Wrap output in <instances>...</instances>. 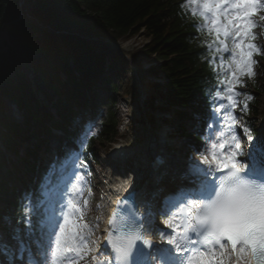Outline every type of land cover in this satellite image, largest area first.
<instances>
[{
  "label": "trees",
  "instance_id": "obj_1",
  "mask_svg": "<svg viewBox=\"0 0 264 264\" xmlns=\"http://www.w3.org/2000/svg\"><path fill=\"white\" fill-rule=\"evenodd\" d=\"M183 2L0 0V227L7 238L6 250L13 246V234L27 233L26 218H32L37 236L40 233L42 196L38 186L30 185L39 168L62 163L57 159L49 165L41 163L42 150L46 147L45 154L51 153L44 144L52 130L62 131L75 145L82 121L96 117L103 100L115 104L119 90L109 78L110 74L117 77L122 51L114 43L141 33L148 42L134 49L131 59L135 65L143 60L158 62L151 71L168 79L162 109L179 107L177 116L183 122L207 117L220 77L212 62L215 54L203 43L201 32L205 30L197 31V20L180 7ZM257 82H244L245 93L252 99L246 101L247 112L242 115L243 125L254 138L260 134L258 119L264 114L257 102ZM127 89L125 85L122 91ZM35 93H40L44 104L37 102ZM101 93L106 94L105 99L98 97ZM6 102L17 107L21 122L5 114ZM144 105L151 106L149 101ZM180 132L184 134L185 129ZM117 136V122L109 113L98 140L112 142ZM94 145L91 140L85 150L86 162L94 160ZM26 196L37 199L31 211L26 208ZM9 223L15 231L9 230ZM2 257L7 261L6 255Z\"/></svg>",
  "mask_w": 264,
  "mask_h": 264
},
{
  "label": "clouds",
  "instance_id": "obj_2",
  "mask_svg": "<svg viewBox=\"0 0 264 264\" xmlns=\"http://www.w3.org/2000/svg\"><path fill=\"white\" fill-rule=\"evenodd\" d=\"M180 7L183 11L190 12V18L197 20L198 32H201V27L204 28L205 31L201 32L203 43L213 49L214 53L221 54L220 67L224 79L220 83L227 81L224 91L229 94L227 100L232 111H228L223 117L224 123L214 136L206 141L205 146L199 152L193 153L194 159L205 167L207 173V186L203 191L206 194L188 199L186 204L181 203L180 207L187 210L189 227L199 228V243H196V239L191 243L181 241L179 247L172 248L173 257L176 264H219V257L214 262L209 254L214 249L219 250L220 241L228 238L229 243L238 240L249 250L242 264H264V176L250 174L248 162L238 160V157L246 153L235 131V126L243 125L241 119L234 115L237 104H242L240 111L246 113V101L252 99L248 95L244 96V99L234 101L235 97L244 95L234 89L237 84L244 87L242 78L247 76V53L251 51L245 47L249 42L245 39L249 31L248 21L253 15L264 21V0H230L229 3L224 0H184ZM209 37L212 38L211 42ZM224 52L231 53L228 61L223 59ZM213 71L216 69L213 68ZM224 107L220 106L221 109ZM219 110L217 109L218 112ZM208 128L212 129L213 125L209 124ZM243 131L251 143L253 136L250 130L243 127ZM69 203L71 204V201ZM145 241L150 245L152 243L150 240ZM108 243L117 260L122 261L116 243L113 240ZM193 243L196 246L189 251ZM201 248L204 250L201 251ZM223 255L226 264H236L234 260H228L227 249ZM107 260V255L102 260L93 256L95 264H104ZM61 264H67V260H63ZM156 264L160 262L156 261Z\"/></svg>",
  "mask_w": 264,
  "mask_h": 264
},
{
  "label": "rangeland",
  "instance_id": "obj_3",
  "mask_svg": "<svg viewBox=\"0 0 264 264\" xmlns=\"http://www.w3.org/2000/svg\"><path fill=\"white\" fill-rule=\"evenodd\" d=\"M257 17V16H256ZM264 25V21H261ZM252 31V35L255 37L253 41H256L255 45L259 48V55L263 58L262 61L254 60L256 63L253 66V71L255 72L254 79L258 80V86L260 87V97L258 100L260 101L259 109L260 111H263L264 108V38L263 34L260 33L259 29L254 26ZM148 42V39L145 38L141 33L134 36L133 38H130L127 41L122 42V48L121 51H124V53H131L134 49H140L146 43ZM255 53L253 54V56ZM258 54H256L257 56ZM224 59V58H223ZM229 59L224 61H228ZM108 64H112L110 59H108ZM121 69H118L121 73V79L110 77L109 82L116 83L119 90V95L115 97L116 101L115 104L111 107L107 106L106 104L102 105L101 109V116L100 118L103 119L104 116L107 114H113L114 119L117 122V134L118 138L116 141L113 142L112 145L108 146L107 143H111V141L104 143L103 141H97L94 147L95 150V156L97 159V164H91L88 165L90 172H85L83 170L80 171V177H81V185H85V205L82 206V210L80 212V216L76 217L74 219V222L76 225H86L87 227L93 224L94 229L98 232L99 231V223L100 219L102 217V212L99 210H96V205L99 197L103 196V192L105 191V187L103 186L102 182H106L105 175L108 172V168L106 166V163L109 161L108 158L111 155L112 152L118 147L126 148L129 152L134 151L139 153L138 155L141 156V154L149 147L150 144L156 142L158 143V148L164 147L165 150H169V147H171L175 142H177L180 146V148H183L182 146L186 145L188 142L184 139L177 138V130H178V122L173 119L172 116H165L166 119H172L169 122L171 125L169 126V131L172 133V140L169 142H166L167 139L164 137V132L167 130L164 128L162 124V117H164L160 110H154L147 107H142L140 104L133 102L132 100L134 98V92L138 89L140 91L142 99L145 96L153 95L155 92H152L151 86L149 87L147 85V80L144 79V74H141L140 72H135L130 68L129 65V59L128 56H121ZM158 64V62L156 63ZM218 68H221V57L218 59ZM162 77V74L161 76ZM248 78L247 76H245ZM244 78V77H243ZM252 78V79H253ZM164 79V78H163ZM123 81V82H122ZM165 83V79H164ZM125 85H128L129 89H127L125 92L122 90L124 89ZM227 83H225L224 89L226 87ZM240 87L238 84L235 86ZM245 91V89H244ZM152 93V94H151ZM105 95V93H104ZM220 96V95H219ZM102 97V95H101ZM102 99V98H101ZM238 101L239 98H236ZM163 103V100H156L155 104L161 105ZM221 105L225 106V101L221 97L217 99L216 106H218L219 112L215 113L221 114L224 108H220ZM239 104L236 106V111L240 114L241 111L238 107ZM235 111V112H236ZM234 112V113H235ZM50 113L54 116L55 112L54 110H51ZM5 114L13 121L15 122H21L22 121V115L20 112L17 111L13 106L9 105L8 103L5 104ZM238 118V114H234ZM222 116H225L224 114ZM152 119V123L150 124L148 122L149 118ZM127 120V121H126ZM258 128L260 131V137L256 145L264 144V114H262L258 119ZM99 130L98 124L95 123H89L88 129L86 132V135L93 134L97 135ZM190 129H188L189 131ZM168 131V130H167ZM235 131L237 135L240 137L241 140V146L247 147L248 140L244 137L243 128L241 126H236ZM203 141V140H202ZM52 142V141H51ZM53 143H55L53 141ZM51 144V149L54 152L55 146L54 144ZM205 140L202 142L201 145H195L192 144V148L194 152H199L202 147L205 146ZM171 144V145H167ZM195 145V146H194ZM247 150V148H246ZM23 151V152H22ZM21 153H24V150H22ZM182 151H185L182 149ZM48 157V156H47ZM108 157V158H107ZM164 157V156H163ZM85 168V167H84ZM156 180V179H155ZM51 202L52 200L46 196V203L48 205V210L50 212L51 208ZM46 207V206H45ZM47 216L50 219V223L53 221L52 214L49 213ZM95 212V213H94ZM82 219H85V221H81ZM51 226L50 224L48 225ZM46 227V224L44 225ZM87 227H79V230L82 231V233H86ZM48 237L43 243H32L33 246L29 247L28 245L24 250V255H26V258L32 262V264H36V260H40L41 257H43V251L46 249H49L50 245V228L48 229ZM89 233H87V236ZM96 238V237H95ZM93 244V243H92ZM26 245V244H25ZM40 251V252H39ZM45 260V259H44ZM17 264H25L24 260H19ZM30 264V263H29ZM41 264V263H40ZM45 264V263H44Z\"/></svg>",
  "mask_w": 264,
  "mask_h": 264
},
{
  "label": "snow or ice",
  "instance_id": "obj_4",
  "mask_svg": "<svg viewBox=\"0 0 264 264\" xmlns=\"http://www.w3.org/2000/svg\"><path fill=\"white\" fill-rule=\"evenodd\" d=\"M225 3H229L230 0H224ZM249 31L246 34L245 39L249 41L245 47L250 49L247 53L248 59V71L246 75L250 78L255 76V72L253 71V66L255 64L254 60L252 59L253 54L259 53V48L252 43L255 37L252 35V28L255 26L254 23L249 19ZM234 79H236L234 77ZM231 100V96H229ZM199 175V174H198ZM80 179V177H78ZM201 184L207 182V176L200 177ZM203 191L195 190L192 196L189 199H195L198 197L199 193ZM77 211H79L77 209ZM72 212V208H69V212H65L63 214L64 222L59 224V231H55L53 233L54 240L51 244V257L53 264H61L63 260H71V257L68 253L75 252L77 255L80 254V248L86 246V242L84 238L79 233V225L72 223L69 231L66 233V225L69 224V213ZM184 231L179 234V239L175 237H170L168 243L173 247H179L181 241H185L187 243H191L194 239H196V243H199V239H197L198 235L200 234L199 228H190L187 219L183 224ZM70 240V246H69ZM109 241H112L111 239ZM117 245V251L119 252L120 256L122 257V264H130V258L134 254L137 244L143 246V248L152 249L153 246L148 244L145 240L142 239V233H137L135 231L129 232L127 235L118 238L114 241ZM195 244H191L189 251H192L195 248ZM227 249L229 253L228 260H234L236 264H242L244 257H246L249 253V250L243 246L238 240L232 243L228 242V238L222 239L220 241L219 250L214 249L212 253H210L211 259L216 262L217 258L219 257V264H226L225 257L223 253ZM201 251L204 249L201 248ZM171 255L172 249H170ZM187 255V253H185ZM153 259V258H152ZM156 259V258H155ZM160 264H164V261L158 260ZM172 264H176L175 259Z\"/></svg>",
  "mask_w": 264,
  "mask_h": 264
},
{
  "label": "bare ground",
  "instance_id": "obj_5",
  "mask_svg": "<svg viewBox=\"0 0 264 264\" xmlns=\"http://www.w3.org/2000/svg\"><path fill=\"white\" fill-rule=\"evenodd\" d=\"M257 102H259V104H260V101L258 100ZM222 125V124H221ZM180 146H178V143H177V145L174 147V148H177L176 149V151H175V155H174V153H173V155H172V153L170 154V151H167V156H168V166H167V168L166 169H162V171L163 170H165L166 171V173H165V175H167L168 173H169V171H171L172 172V170H171V168H172V166H174V168H176V166H178V163H180V161L182 160L181 159V156L183 155L182 154V152H181V150L180 151H178L180 148H179ZM148 150L147 151H144L143 152V155H144V159H145V161L147 162V163H150V161L152 160V157L154 156L153 154H152V152H154V151H156V150H159V148H158V143H156V142H154V143H152V144H150L149 145V147L147 148ZM141 159L143 158V157H140ZM139 162H141V161H139ZM137 163L138 165H139V168H141V164L140 163ZM148 167H149V170L151 169L150 168V166L148 165ZM177 170H178V168H177ZM159 172L161 171V170H158ZM158 174V173H157ZM151 175H152V173H151ZM164 175V176H165ZM185 175V172H184V170L183 171H179V174H178V176H184ZM163 176V177H164ZM170 177V176H169ZM167 178V180H168V177H166ZM165 178V179H166ZM166 181V180H165ZM137 182L139 183V179L137 180ZM168 182H171V181H168ZM145 183V182H144ZM143 183V184H144ZM119 188L118 187H116V188H114L113 189V191L114 190H118ZM106 202H107V200H105V204H106ZM95 213V212H94ZM69 229H70V227H66V233L69 231ZM89 232H91V235L87 238V237H84V240H85V242H86V247H90L91 246V243H92V241L95 239V237L96 236H98V232H96V230L95 229H93L92 228V225L90 224V226L88 227V229H87ZM80 235H83L84 236V234L83 233H80Z\"/></svg>",
  "mask_w": 264,
  "mask_h": 264
}]
</instances>
